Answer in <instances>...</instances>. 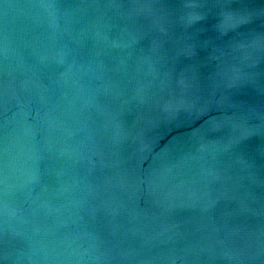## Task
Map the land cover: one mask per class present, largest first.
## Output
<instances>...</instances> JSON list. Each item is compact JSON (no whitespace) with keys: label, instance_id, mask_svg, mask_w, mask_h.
I'll return each instance as SVG.
<instances>
[{"label":"water","instance_id":"1","mask_svg":"<svg viewBox=\"0 0 264 264\" xmlns=\"http://www.w3.org/2000/svg\"><path fill=\"white\" fill-rule=\"evenodd\" d=\"M0 264H264V0H0Z\"/></svg>","mask_w":264,"mask_h":264}]
</instances>
